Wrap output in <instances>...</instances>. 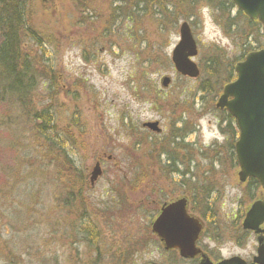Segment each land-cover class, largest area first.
<instances>
[{
  "label": "rangeland",
  "instance_id": "rangeland-1",
  "mask_svg": "<svg viewBox=\"0 0 264 264\" xmlns=\"http://www.w3.org/2000/svg\"><path fill=\"white\" fill-rule=\"evenodd\" d=\"M173 1L184 14L175 15V27L150 6L128 19L135 0H29L44 57L35 41L26 46L42 70L52 65L57 90L51 96L43 78L31 102L51 105L57 142L66 148L42 146L29 117L33 105L0 102V264H129L133 254L144 264L159 253H151L159 250L151 214L179 195L208 197L213 219L228 230L220 245L236 250L234 223L251 199L227 154L215 78L202 88V73L214 55L223 56V68L242 51L208 3L192 9L188 0ZM183 21L197 40L198 78L181 75L171 60ZM164 76L171 77L167 88ZM147 121H159L161 132L143 127ZM205 129L215 135L206 137ZM97 161L103 172L91 186Z\"/></svg>",
  "mask_w": 264,
  "mask_h": 264
},
{
  "label": "trees",
  "instance_id": "trees-1",
  "mask_svg": "<svg viewBox=\"0 0 264 264\" xmlns=\"http://www.w3.org/2000/svg\"><path fill=\"white\" fill-rule=\"evenodd\" d=\"M28 2L29 0H0V102L9 105L12 103L29 110L30 106L33 105L31 102L32 95L37 90L41 79L49 80L48 89L51 96L54 95L51 92L57 95V90L54 87L56 76L52 65L49 64V69L42 70L30 56L32 55L29 52L30 47L26 46L29 40L35 41L40 46L41 56L44 57L47 46L45 45L46 40L30 23L27 12ZM200 2H206L210 5L212 12L215 13L216 23L242 51L241 58L229 61V64L223 68H220L223 56L214 55L215 57L208 61V69L203 70L202 77H205V83L203 82L202 88L208 87L207 77H214L213 86L216 85V88L211 89L216 90L217 95H219L223 87L235 79V63L244 58L247 53L264 46L263 26L258 20L247 17L243 11L236 7L233 0H188L186 5L193 9L195 4ZM133 4L131 14L127 17L131 21L134 20L133 13L147 10V6H150L149 10H152L156 16L166 17L164 20L167 19L173 27L177 26V16L175 15L180 18L184 16L180 11V3L173 0H135ZM167 12L168 15L165 14ZM193 16L194 14H191L189 17L194 18ZM174 18L175 22H173ZM163 21L161 25L166 26ZM51 61L48 59L46 62L50 63ZM46 62L44 61V63ZM53 113L51 105L47 104L42 109L34 107L29 117L34 122H38L36 128L42 146L51 145L50 150L59 146L58 148L61 149L62 153L66 145L57 142L59 141L57 139L59 132L55 130ZM60 138L62 139V137ZM213 191L212 187H207V193ZM190 198L192 199L191 196ZM207 199L209 200L206 197L200 202L192 199L190 209L192 212H198L209 221L213 220L216 212L209 203L210 200Z\"/></svg>",
  "mask_w": 264,
  "mask_h": 264
},
{
  "label": "water",
  "instance_id": "water-1",
  "mask_svg": "<svg viewBox=\"0 0 264 264\" xmlns=\"http://www.w3.org/2000/svg\"><path fill=\"white\" fill-rule=\"evenodd\" d=\"M244 14L262 23L264 28V0H233ZM180 40L172 51L171 60L178 73L190 78L200 76V68L194 61L198 54V44L188 21L179 25ZM237 78L224 86L217 106L226 108L237 121L240 136L236 151L241 170V182L248 177L258 179L264 187V48L247 54L243 61L236 63ZM171 77L162 78V86L167 88ZM154 132H160L158 121L143 124ZM102 174L100 162L91 172L90 182L95 184ZM264 220V201H255L248 209L243 221L246 229H256ZM200 216L190 212L189 198L179 196L163 203L151 224L152 231L167 248H178L185 257L198 252L196 241L202 231Z\"/></svg>",
  "mask_w": 264,
  "mask_h": 264
},
{
  "label": "flooded vegetation",
  "instance_id": "flooded-vegetation-1",
  "mask_svg": "<svg viewBox=\"0 0 264 264\" xmlns=\"http://www.w3.org/2000/svg\"><path fill=\"white\" fill-rule=\"evenodd\" d=\"M42 1L46 2V0ZM244 58L239 59L238 61H241ZM235 75L237 76L236 71ZM222 92L223 91H221V93L217 95V102ZM217 102L215 104L216 108L219 109L221 113L225 114L222 121L225 122V127L227 128V133L229 134V136H226V142L228 143L226 148L227 154L231 159L232 167H234L236 170L240 184L244 185L245 187L247 186V189H249L248 195L251 199V202L245 207L244 213H242V215H239L236 223H234L236 225L233 229V232L235 234L232 235L234 238L232 242L235 243L234 247L236 250H230L229 252L225 253V248L224 246L220 245V241L225 236L228 230H224L221 225L218 224L214 219L208 221L206 218L201 217L203 227L200 236L196 241L198 252L194 256L185 257L181 254L178 248H167L161 241V239L156 236L150 228L152 235L159 244V250H152L151 253H159L158 256H153L152 259L146 260L144 264H264V220L257 226L256 229H246L243 226L244 218L250 206L257 200L264 201V187L262 183L254 177H248L244 182L240 181L239 172L241 170V167L236 151V143L240 136V129L237 125L236 118L232 114H230L226 108H219L217 106ZM97 162H100L101 164V161ZM217 162H220V160L215 159L214 163L216 164ZM191 163L192 162H190L189 164L191 165ZM177 164H184V162L182 160H179ZM190 165H187V167L190 168ZM176 170L180 171L179 169ZM80 183V189H82V197V193L87 185V177ZM70 186L71 188H74L75 183L71 182ZM255 187H257L256 190H254ZM74 194L77 195L75 191L69 193V195L73 198ZM74 199L77 200L78 198L76 197ZM87 232L91 233L89 231ZM251 237H253V240L250 242L249 240ZM133 256L134 254L130 257L129 264H135Z\"/></svg>",
  "mask_w": 264,
  "mask_h": 264
},
{
  "label": "clouds",
  "instance_id": "clouds-1",
  "mask_svg": "<svg viewBox=\"0 0 264 264\" xmlns=\"http://www.w3.org/2000/svg\"><path fill=\"white\" fill-rule=\"evenodd\" d=\"M213 135H215L214 131H209L208 129H205V136L206 137H211Z\"/></svg>",
  "mask_w": 264,
  "mask_h": 264
}]
</instances>
